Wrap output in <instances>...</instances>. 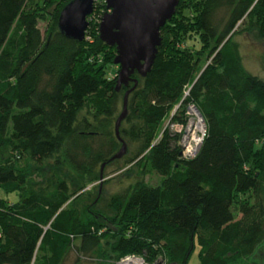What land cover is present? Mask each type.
<instances>
[{
    "label": "trees",
    "instance_id": "obj_1",
    "mask_svg": "<svg viewBox=\"0 0 264 264\" xmlns=\"http://www.w3.org/2000/svg\"><path fill=\"white\" fill-rule=\"evenodd\" d=\"M40 1L0 0V188L19 194L0 198V264H116L128 255L189 264L197 246L201 264H260L264 79L245 67L235 34L245 23L264 37V0H179L151 71L132 75L138 85L120 126L137 145L120 159L140 158L142 176L104 213L80 203L103 164L105 173L120 160L111 159L122 147L116 122L135 82L117 90L108 73L120 67L116 46L100 37L105 0H95L82 41L59 30L71 0ZM190 106L206 125L194 157L173 129L187 124ZM152 172L158 185L145 180Z\"/></svg>",
    "mask_w": 264,
    "mask_h": 264
},
{
    "label": "water",
    "instance_id": "obj_2",
    "mask_svg": "<svg viewBox=\"0 0 264 264\" xmlns=\"http://www.w3.org/2000/svg\"><path fill=\"white\" fill-rule=\"evenodd\" d=\"M108 10L100 22V37L107 44L116 46L114 63L119 65L117 90L123 84L134 86L124 96L123 110L116 122V133L122 142L120 150L111 158H122L128 151L127 143L120 136V126L128 113L129 96L138 85L132 75L137 71L145 77L156 60L162 44L161 29L176 12L179 0H105ZM95 0H71L59 16V30L68 38L82 41L89 28L88 17L94 12ZM198 114L202 117L199 110ZM204 120V119H203ZM188 130H185V134ZM105 164L101 179H104ZM159 261L157 264H160Z\"/></svg>",
    "mask_w": 264,
    "mask_h": 264
},
{
    "label": "rangeland",
    "instance_id": "obj_3",
    "mask_svg": "<svg viewBox=\"0 0 264 264\" xmlns=\"http://www.w3.org/2000/svg\"><path fill=\"white\" fill-rule=\"evenodd\" d=\"M94 19L95 20H93V22H96L97 20L100 21L99 14H97L96 18ZM244 25L245 23L240 25L239 29L242 30H239L237 28L235 34V40L239 44L242 60L244 62L245 67L250 72L259 75L261 78L264 79V37L261 36V33L259 32L258 29H251L252 25L249 24L246 25V27L247 26L249 27L245 31L243 29ZM40 26L44 31V29L46 28V23L41 22ZM197 40L198 39L195 37L190 39V41H192V44H197ZM193 46L194 47L197 46V48L199 49L201 47V44L199 43L198 45L196 46L193 45ZM208 62L209 61L207 59L203 61V65L200 68L199 73L207 66ZM108 73L112 78H115L116 76L118 77V73H119L118 67H110ZM192 120H196V122L197 120H199L201 121V124H198L195 127H193L194 129L192 128L191 132L187 136H185L183 133V130L185 129L182 130L180 144L182 145L183 150H185L186 147L188 150L191 146L192 147L196 146L197 144L196 139L199 137L203 138L204 133L206 131V125H205V121L203 120V117L201 118L200 115L198 114V111L194 109H191L189 111V119L185 126L191 123ZM179 126L181 127L182 125ZM173 129L178 130V127L174 126ZM178 132L180 131L178 130ZM183 139L185 140L184 144L182 143ZM127 143L130 149L129 156H134V152H136L137 150V145L132 143L131 140H127ZM138 160H140V158L135 159L134 163L127 164L126 160L120 159L117 162L107 166L103 176L104 179H100L99 181L100 185L95 187L92 186L87 187L89 191L85 196L82 197L80 203L82 205V208L86 209V206L90 204H96L98 202L97 209L98 207H102L100 208V210L102 213H104V211H106V209L108 208V206L106 205L109 203V199L112 194L116 193L118 190L125 189L131 183L136 182V180L142 176L141 174L142 171H141V167L138 165ZM145 180L152 185H158L161 181V177L159 174L152 172L146 175ZM0 198L8 199L10 202H16L19 200V194L18 192H6L0 188ZM91 208L94 209L93 207ZM0 236H1V229H0ZM255 257L257 258L258 261H260V264H264V249H261L260 253L257 252ZM161 260L164 259L161 258ZM189 264H201L198 246L196 247L194 253L192 254Z\"/></svg>",
    "mask_w": 264,
    "mask_h": 264
},
{
    "label": "built area",
    "instance_id": "obj_4",
    "mask_svg": "<svg viewBox=\"0 0 264 264\" xmlns=\"http://www.w3.org/2000/svg\"><path fill=\"white\" fill-rule=\"evenodd\" d=\"M191 109L196 110V107L195 106H190L189 111ZM188 125L185 126V127L184 126L180 127L178 124H176L174 126L178 127V130L181 133L183 129L188 130ZM185 130H183V133H184L185 136H187L188 133L185 134ZM205 134H206V131L204 133V136H205ZM204 136H203V138L199 137V138L196 139V143H197L196 146H193V147L191 146L188 150H187V147H186V149L184 150V154H185L186 157H194L197 154V152L199 151V148H200V146L202 144V141L204 139ZM184 141L185 140L183 139V141H182L183 144H184ZM116 264H149V263L144 259V257H142L140 255H128V256H125V257L119 259Z\"/></svg>",
    "mask_w": 264,
    "mask_h": 264
},
{
    "label": "bare ground",
    "instance_id": "obj_5",
    "mask_svg": "<svg viewBox=\"0 0 264 264\" xmlns=\"http://www.w3.org/2000/svg\"><path fill=\"white\" fill-rule=\"evenodd\" d=\"M198 124H201V121L197 120V122H196V120H192V122L188 125V135L191 132L192 128Z\"/></svg>",
    "mask_w": 264,
    "mask_h": 264
}]
</instances>
